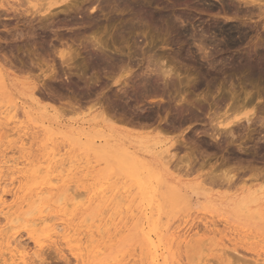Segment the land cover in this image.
<instances>
[{"label":"rangeland","instance_id":"1","mask_svg":"<svg viewBox=\"0 0 264 264\" xmlns=\"http://www.w3.org/2000/svg\"><path fill=\"white\" fill-rule=\"evenodd\" d=\"M138 1L73 0L71 7L54 9L49 19L27 15L25 22L7 17L0 7V106L17 105V121L28 129L19 152L18 135L4 127L9 134L0 137V155L11 153L7 157L19 162L28 156L38 165L48 160L39 146L50 145L49 151L63 155L62 175L73 173L71 184L84 192L80 200L97 196L93 211L113 207L112 190L119 188L131 192L123 207L128 199L139 205L142 197L123 177L122 156L99 161L88 140L111 137L121 155L149 165L170 152L169 171H161L164 185L157 183V196L162 194L168 211L164 221L173 228L189 222L186 229L197 235L181 248L175 264H264V0ZM72 17L76 22L67 23ZM63 49L75 58L63 63ZM94 53L103 54V64L94 62ZM161 66L171 77L160 74ZM146 78L156 79L151 87L142 84ZM24 106L31 121L23 115ZM4 166L0 264H22V258L27 264H91L77 263L60 238L38 248L39 227L29 223L39 216L38 192L29 178L33 166ZM231 175L235 180L229 188L225 177ZM168 185L175 188L173 199L165 196ZM129 248L124 264L140 252L138 245Z\"/></svg>","mask_w":264,"mask_h":264},{"label":"bare ground","instance_id":"2","mask_svg":"<svg viewBox=\"0 0 264 264\" xmlns=\"http://www.w3.org/2000/svg\"><path fill=\"white\" fill-rule=\"evenodd\" d=\"M5 1H7V3L2 2L3 4L0 5V7L2 9V13L5 14L7 17L14 16V18L17 15L16 17L17 18L20 17L21 19L25 18L27 15L33 16V17H36L38 15L39 16L44 15L46 18L42 16L43 18L49 19V17H51L52 13L56 9H61V7L63 8V5L68 7V4L70 3L73 6V3H72L73 0H12V2H10L9 0H5ZM88 1H90V0H88ZM0 3H1V1H0ZM70 4H69V6L71 7ZM90 9L93 10L92 7ZM157 18H158V16H157ZM26 19L28 20V18H26ZM24 20L25 19H23V21ZM31 21L32 20H30V22ZM74 22H76L75 17L69 18V20L67 21V23H69V24H74ZM62 48H64V47H62ZM93 49L95 50L96 48H93ZM68 50H69V48H68ZM68 50L64 51V49H63V51L59 53L60 57L64 59V60L62 59L63 63H64V61H65V63H67L66 61L72 60V58L75 56V55L71 54V52H69ZM97 50H99V49H97ZM99 52H100V50H99ZM34 53L35 52H33V54ZM45 54H47V53H45ZM98 54L99 53H97V55ZM71 55H73V57ZM95 55L96 54L94 53V62L97 63V65L100 63L103 64L104 63V61H103L104 57H103V59L101 57V55L103 56V54H101L100 57L95 56ZM64 66H66V65H64ZM11 68H13V67H11ZM254 68L257 69V66ZM259 68H261L260 66H258V70L261 71ZM262 68L264 70V67H262ZM160 69H161L160 74L164 75V77H169L171 75V71H168V69L166 70L165 68H162V66ZM55 71H56V69H55ZM255 74H257V73H255ZM258 74H259V72H258ZM150 78H146L148 80L144 79L145 83H142V84H144L146 87H149V86L151 87L154 79L152 80ZM140 79H141V77H140ZM148 84H149V86H147ZM136 86H138V85H136ZM150 91H152V90L150 89ZM164 95H165V93H164ZM64 103H66V102H64ZM93 104H95V103H93ZM61 107L62 106H60V108ZM75 107H73V108H75ZM73 108H71V109H73ZM19 110H21V109H19L17 105L0 106V134H1L0 137H2L1 139H4V138L7 139L9 132H15V134H17L19 139H20L19 143L21 144V146L19 148V152H23L24 146H26V143H27V142L25 143L26 138L24 139L23 137L28 135V133H27L28 129H27V126H26V128L20 126V122L17 121L19 118L18 117ZM22 111H23L24 117H26L28 119V121H31L30 117L32 116V114L27 109V107H25V106L22 107ZM99 114H101V113H99ZM104 118L106 120L108 117L107 118L104 117ZM227 118H225V119H227ZM243 118L247 121H249L251 119L250 116H245ZM19 119H21V118H19ZM225 119H223V120H225ZM242 119H238V121H242ZM256 119H257V117H256ZM121 120H122V118H121ZM107 121H109V120H107ZM260 122H261V120H260ZM150 123H151V121H150ZM228 124L230 125L231 123H228ZM142 125H144V124H142ZM4 127H10L11 131L3 132V131H5ZM146 127H147V125H146ZM43 132H44V135L46 136L47 131L44 130ZM43 132H42V134H43ZM88 135L89 134H87L86 136H88ZM52 137H54V136H52ZM36 138L37 137H32L33 140H35ZM48 138H50V137H48ZM50 139H52V138H50ZM110 139H112V138L110 137ZM110 139L107 140L105 137H100L98 140H94V141L88 140V141H89V144H90V146H91V148L95 154L96 159H98L99 161H102V160L107 161L108 156H116L119 159H121V156H122V159L124 160L123 161V163H124L123 177L126 180V182H131L132 184H135L137 186L138 192H136V194L140 193V195L142 197V202L137 206H134L133 202H131V200L128 199L129 205L127 207H123V205H121L122 202H125V197H128V196L131 197V192L129 191L128 188L126 189V192H121L122 188L118 189V186H117V189H118L117 191L112 190V195H114V197H115V200H113V202H112L113 207L109 206V207H105L102 209H101V207H98L96 210L92 211L91 209H92L93 205L95 204V200H96L97 196H95L93 194V196L89 197L88 201H86L85 199L80 200V198H84V195H83L84 192L76 191L77 187H79L80 185L78 186L77 184H73V183L71 184V182H73V177H72V175H74L73 173L67 174L68 176L66 178L62 175L61 171H63V169H64V159L62 158L63 155H61L60 153H55L53 151V149H51V151H49L48 149H50L49 148L50 145L48 147L47 145H44V143H43V145L41 144L39 146L42 148V151H44V153H45V154L43 153L44 155H42V157L48 159L44 162L47 165H45L44 163H42L40 161V160L43 161L44 158L40 159L39 160L40 162H37L38 165H33L34 161H31L30 157H28V156L25 158L24 162H19V159H17V158L16 159L15 158L9 159L7 157L11 153L8 154L7 156L5 153L0 155V160H2V158H3V160L0 161V163H1L0 165L11 164L13 167L16 166L17 168H19V166L21 164L26 165V166L27 165L33 166L32 169H31V167L29 169V171L31 170V172H29L30 173L29 178H31V182H32V184H34L33 186L36 188V191L38 192L36 196H38V201H39V204L37 207L38 208L37 211L39 212V216L36 219L33 218V220H29V223L31 222V224H32V225H30V227L31 226L33 228L39 227V230H40L39 237L40 238L37 241L35 240V242L37 244H39V247L38 246L37 247L39 249L43 248L45 241L50 240V239H54V238L55 239L60 238L70 247V250L73 252V256H74L75 261L77 263L84 262L85 259H87L89 261H92L91 264H124L128 260L127 255L130 252L129 247L131 245H138L139 250H140L139 254L133 255V261L128 262V264H175V260L178 258L179 251L181 250V248L184 245L188 246L189 244H191L193 242V240L195 241L194 235L195 236H197V235L191 234L192 228L186 229V224H188L189 222H186V224L181 222L180 226L173 228L167 220L164 221V219L167 218L166 213H168V211H166L163 208L162 194H161V198H159V196H157L158 195L157 193H159L157 190L159 185L157 183H161V184L163 183V180L161 178L162 177L161 171H164V172L169 171L167 169V166L170 165V160L172 158H174L173 154L172 153L170 154V152H169V156L167 155L168 156L167 158H165L163 156V161H166V162L158 160V161H156V163L154 162V164H152L153 165L152 166V165H149L147 163V161H145L144 159H139V157H134L135 159L132 160L131 156L129 154L121 155L120 151L115 149V147L118 144H116V146L112 145V142ZM103 141H105L106 144H103ZM51 142L52 141H50V143ZM51 145H52V143H51ZM107 145L110 146V148H112V151L114 153H112V151L110 152V150L108 151ZM98 160H97V162H98ZM4 165L2 167H7ZM2 167H1V171H0V181H2L4 179ZM62 167H63V169H61ZM10 169H12V168H10ZM13 169H15V168H13ZM18 173H21V171H19ZM187 174L189 175V173H187ZM227 175H224V176H227ZM100 176L103 177V174H101ZM234 176H235V174H234ZM234 176L229 177L228 179L225 177L226 182H229L228 183L229 185L227 184V186L229 188L234 186V185H231V184H234V183H231V182H234L233 180H235L233 178ZM68 178H70V181L68 180ZM210 181H212V180H210ZM100 184L102 185L103 183H100ZM124 184H125V182H124ZM222 184H223V182H222ZM162 185H164V184H162ZM162 185H161V187H162ZM174 189H175L174 187H171V185H168L167 190L165 189L166 190L165 192L167 194L165 196H168L169 198L173 199L175 197ZM195 193H197V191ZM163 197H164V195H163ZM98 201L102 202L104 200L103 199L101 200V197H100V200H98ZM170 201H171V199H170ZM35 202H36V200H35ZM110 202H111V200H110ZM3 203H4V200H3V198H1L0 204L2 206L4 205ZM104 204H106V203L103 202L102 205H104ZM166 204L169 205L168 203H166ZM102 205H100V206H102ZM69 206H70V208H71V206H74L75 208L73 210H68L67 208H69ZM169 208L171 210L170 209H168V210L171 213L172 207H169ZM49 210H50V212H48ZM174 212H173V216H174ZM46 213H48V214H46ZM52 213H55V215H51ZM30 214H31V212L29 213V217H30ZM33 216H35V213ZM171 217H172V215H171ZM57 218L59 220H61V222L57 223L56 222ZM169 219H171V218H169ZM184 225H185V228L183 230H181L182 226H184ZM205 225H207V224H205ZM27 226H29V224ZM206 228L210 233H215V235H217V233L218 234L220 233L216 229L210 230L209 227H206ZM35 232H37V231L33 230V233H35ZM231 233H233L232 235L235 234V232H231ZM236 235L241 236L240 233H236ZM231 241L234 243L235 239H232ZM203 242H200L198 244V246H201V248H202L204 243H205V242L204 243ZM234 245L235 244H233V246ZM193 249L195 250V248H193ZM202 250H203V248H202ZM193 259H195V258H193ZM237 259H239V258H237ZM64 261H66V260H64ZM263 262H264V258H263ZM69 263H70V261H69ZM22 264H27L26 258H22Z\"/></svg>","mask_w":264,"mask_h":264}]
</instances>
